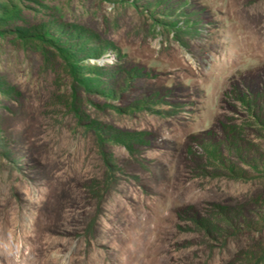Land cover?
Masks as SVG:
<instances>
[{
  "label": "rangeland",
  "instance_id": "1",
  "mask_svg": "<svg viewBox=\"0 0 264 264\" xmlns=\"http://www.w3.org/2000/svg\"><path fill=\"white\" fill-rule=\"evenodd\" d=\"M24 4L0 264H264V0Z\"/></svg>",
  "mask_w": 264,
  "mask_h": 264
},
{
  "label": "trees",
  "instance_id": "2",
  "mask_svg": "<svg viewBox=\"0 0 264 264\" xmlns=\"http://www.w3.org/2000/svg\"><path fill=\"white\" fill-rule=\"evenodd\" d=\"M24 7V0H0V30L12 27L19 35L27 38L30 34L28 30L14 24L21 16ZM46 34L49 35V32L44 31L40 35L44 36Z\"/></svg>",
  "mask_w": 264,
  "mask_h": 264
},
{
  "label": "bare ground",
  "instance_id": "3",
  "mask_svg": "<svg viewBox=\"0 0 264 264\" xmlns=\"http://www.w3.org/2000/svg\"><path fill=\"white\" fill-rule=\"evenodd\" d=\"M31 247H32V246H31ZM33 249H34V248H33ZM20 252H21V251H20ZM20 252H19V253H20ZM21 254L23 255V253H21ZM25 254H26V253H25ZM27 254H28V253H27ZM27 254H26V255H27Z\"/></svg>",
  "mask_w": 264,
  "mask_h": 264
}]
</instances>
